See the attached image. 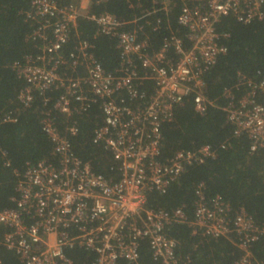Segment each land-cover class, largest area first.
I'll use <instances>...</instances> for the list:
<instances>
[{
  "label": "built area",
  "instance_id": "obj_1",
  "mask_svg": "<svg viewBox=\"0 0 264 264\" xmlns=\"http://www.w3.org/2000/svg\"><path fill=\"white\" fill-rule=\"evenodd\" d=\"M107 1L61 6L57 0H32L26 17L36 26L29 39L38 42V53L14 63L13 69L25 83L19 94L23 109L30 108L36 94L43 98L50 91L59 92L53 110L66 117L98 105L102 120L92 143L111 155L118 177L95 174L75 156L74 122L62 134L56 118L44 113L41 130L54 159L26 164L15 187L14 208L0 211V226L6 229L0 247L13 252L20 264H75L68 255L73 250L92 255L83 264H142L139 250L145 242L156 264H188L177 256V241L166 234L168 226L186 224L193 234L233 238L242 252L234 264H264L250 251L264 237V221L256 224L243 208L231 216L230 206L219 197L206 199L202 184L195 191L190 222L180 208L167 212L146 207L149 193L165 194L188 167L216 158L205 145L161 160L162 126L174 120L175 110L188 97L200 116L213 106L205 97L204 75L227 53L224 42L229 37L217 25L228 15L243 25L263 21L264 0H193L190 5L187 0H151L152 12L165 15L177 1L182 3L176 20L184 34L180 37L178 29L164 25L169 33L158 50L139 37L142 27L125 30L127 23L108 13L90 15L92 4ZM79 17L95 22L99 35L117 40L119 66L114 72L104 71L86 41L78 42L67 59L62 54ZM160 26L157 21L153 31ZM241 87L246 92L237 98L233 89ZM234 88L223 91V111L234 136H246L254 154L264 148V81L240 76ZM16 121L9 113L0 117V124Z\"/></svg>",
  "mask_w": 264,
  "mask_h": 264
},
{
  "label": "trees",
  "instance_id": "obj_2",
  "mask_svg": "<svg viewBox=\"0 0 264 264\" xmlns=\"http://www.w3.org/2000/svg\"><path fill=\"white\" fill-rule=\"evenodd\" d=\"M31 1L0 0V117L9 113L17 119L14 124H0V211L14 208L12 199L17 197L15 187L27 163L54 159L51 156L52 146L41 130V119L46 112L56 118L62 134L68 125L76 124L77 135L71 139L76 157L88 163L95 174L113 179L118 177L111 155L92 143L93 131L102 120L98 105H93L86 113L66 117L53 110L59 92L50 91L43 98L36 94L30 108H22L19 94L25 83L13 69V64L22 63L26 56L38 53V42L29 39L36 26L26 17ZM76 1L57 0L61 6ZM192 1L187 0L186 3L190 5ZM181 5L177 1L176 6L165 15L159 11L152 12L151 0H108L100 5L92 4L89 13L96 16L108 13L127 23L125 30L138 31L142 27L139 37L147 38L152 49L158 50L169 33L164 25L170 26L173 31L178 29L180 37L184 34L176 20ZM157 21L163 26L153 31ZM217 30L229 37L224 42L227 53L220 56L204 75L205 97L213 106L200 116L194 111L192 98H186L183 105L175 110L174 120L162 126L161 152V160H165L176 151H195L208 145L216 152V158L188 167L165 194L149 193L146 207L167 212L180 208L190 222L196 201L195 191L202 184L207 200L219 197L230 206L231 216L243 208L260 225L264 221V148L251 154L248 138L234 136V128L223 111V91L234 88L240 76L253 82L264 81V20L243 25L228 15L221 18ZM80 41H86L93 47L92 53L106 73L118 68L117 40L99 35L95 22L85 17L77 19L69 41L61 50L66 59ZM146 87L151 90L150 83H146ZM233 90L237 98L246 92L243 87ZM222 145L225 148H221ZM5 230L0 226V238ZM166 234L177 241V256L188 264H234L242 254L233 238L214 239L193 234L186 224L168 226ZM250 251L254 260L263 262L264 237L253 243ZM139 252L140 263L156 264L147 243L141 244ZM68 255L75 264H83L92 257L81 250H73ZM0 256L1 264H20L15 254L3 247H0Z\"/></svg>",
  "mask_w": 264,
  "mask_h": 264
},
{
  "label": "rangeland",
  "instance_id": "obj_3",
  "mask_svg": "<svg viewBox=\"0 0 264 264\" xmlns=\"http://www.w3.org/2000/svg\"><path fill=\"white\" fill-rule=\"evenodd\" d=\"M194 1H199V0H194Z\"/></svg>",
  "mask_w": 264,
  "mask_h": 264
}]
</instances>
